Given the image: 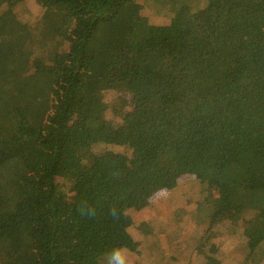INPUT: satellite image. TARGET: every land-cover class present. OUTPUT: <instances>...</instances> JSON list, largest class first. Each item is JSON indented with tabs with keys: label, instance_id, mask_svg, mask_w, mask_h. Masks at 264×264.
Here are the masks:
<instances>
[{
	"label": "trees",
	"instance_id": "16d2710c",
	"mask_svg": "<svg viewBox=\"0 0 264 264\" xmlns=\"http://www.w3.org/2000/svg\"><path fill=\"white\" fill-rule=\"evenodd\" d=\"M136 136L209 143L210 180L234 179L131 224L103 199L158 154ZM131 227L144 255L127 264H264V0H0V264H107Z\"/></svg>",
	"mask_w": 264,
	"mask_h": 264
},
{
	"label": "rangeland",
	"instance_id": "374dc122",
	"mask_svg": "<svg viewBox=\"0 0 264 264\" xmlns=\"http://www.w3.org/2000/svg\"><path fill=\"white\" fill-rule=\"evenodd\" d=\"M164 38V36L152 37L155 43L154 45L157 46L161 43H166L168 46L172 45L177 41L178 35H176L175 38L170 37L169 42ZM144 47H146V44H144ZM126 50L129 62L132 64H139L136 59L141 55L142 50H144L143 46L140 44H130ZM135 68L136 66L131 70L133 74L135 73ZM115 79V71L102 73V85H108V83L111 82L114 83ZM94 82L95 79L93 76L87 78L84 88L77 95V104L79 106L91 104V101L86 98L85 89L87 87H92ZM171 96L172 94L167 95V97ZM93 101L96 102V100ZM130 129L132 130V128ZM122 132L125 135L123 138L126 139L128 130L122 129ZM131 140L135 143H147V146L158 154L153 153L151 157L146 159V162L137 160L135 163L136 177L128 182L110 187L107 196L103 199V202L110 212L114 210L115 214L121 218L127 219L131 224L138 223L145 213H156V209L160 207V203L157 202L158 198L166 197L167 199L170 195L178 194L183 188L187 189L185 192H188V195H192L194 193L195 182H198V191L216 197L219 186L223 183H230L232 182V179H234L230 173L226 171L223 172L222 170L223 174L221 173L222 175L220 177L210 180L213 176V161L215 160L210 150L209 143L203 144L201 149L194 152L173 153L169 149H163L159 145L155 146L154 144L157 143V141H149L145 137L136 136L131 138ZM159 155L162 156L159 157ZM222 155L224 157H231L232 151H225ZM157 162L159 166L157 165ZM180 163L182 164V167L180 166ZM168 167L170 168L168 169ZM158 169H161V171ZM203 180L208 181L207 186L201 184ZM152 203H154V209L151 211ZM174 203H176V201H174ZM173 206L176 207L174 213H185V209L180 202L172 205L168 199L163 203L162 213H171L170 209ZM183 218L190 223L195 221L190 215H184ZM160 220L161 217H159L157 221L161 222ZM184 222L185 221L181 222L182 226H184ZM178 230H180V228L176 230L173 229L172 233H175ZM137 233V229L131 227L129 229V236L122 245V247H125L124 250L128 256L141 257L144 255L143 251L138 248V244L140 243L138 241L140 240L136 238ZM190 254L191 251L188 250L181 254L180 258L182 260L189 259Z\"/></svg>",
	"mask_w": 264,
	"mask_h": 264
},
{
	"label": "clouds",
	"instance_id": "9594fccd",
	"mask_svg": "<svg viewBox=\"0 0 264 264\" xmlns=\"http://www.w3.org/2000/svg\"><path fill=\"white\" fill-rule=\"evenodd\" d=\"M107 264H127V255L120 247L113 248L108 255Z\"/></svg>",
	"mask_w": 264,
	"mask_h": 264
}]
</instances>
